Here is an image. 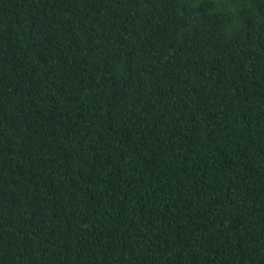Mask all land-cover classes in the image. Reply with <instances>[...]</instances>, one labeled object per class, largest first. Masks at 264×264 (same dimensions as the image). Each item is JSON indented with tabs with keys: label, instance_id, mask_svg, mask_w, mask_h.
Returning <instances> with one entry per match:
<instances>
[{
	"label": "trees",
	"instance_id": "16d2710c",
	"mask_svg": "<svg viewBox=\"0 0 264 264\" xmlns=\"http://www.w3.org/2000/svg\"><path fill=\"white\" fill-rule=\"evenodd\" d=\"M0 264H264V0H0Z\"/></svg>",
	"mask_w": 264,
	"mask_h": 264
}]
</instances>
